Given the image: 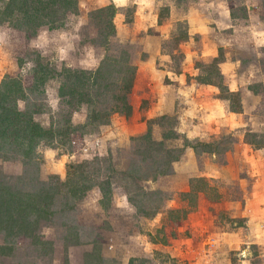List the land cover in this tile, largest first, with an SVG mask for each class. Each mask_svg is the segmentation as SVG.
Returning <instances> with one entry per match:
<instances>
[{"label": "rangeland", "instance_id": "1", "mask_svg": "<svg viewBox=\"0 0 264 264\" xmlns=\"http://www.w3.org/2000/svg\"><path fill=\"white\" fill-rule=\"evenodd\" d=\"M8 1L0 0V88L4 82L11 87H16L17 83L22 87L20 93L24 96L22 99L10 96L12 102L9 107L13 108V103H16L18 110L28 112L32 121L44 128L65 125L66 118L76 127L87 125L81 128L82 139L75 148L69 145L67 138L61 140L56 137L52 141H40L32 160L27 161L16 152H8L6 157H0V181L4 178L14 183L17 177L20 178L18 181L23 182L20 187L24 192H29L27 197L37 205L31 213L26 210L21 213L38 225L35 232L37 243L35 239L21 236L9 239L0 232V247H5L0 250V264H128L130 259L140 258L148 260L144 264L182 263V258L162 254L153 244L160 243V238L166 236L168 242L165 244L169 245V238L176 237L178 246L184 245L182 239L190 234V230L184 226L187 216L178 220V214L169 212L173 209L192 212L195 210L193 201L183 192L160 188L167 179L158 181L162 176L158 174L153 180L152 175L163 167H157L158 164L162 161L166 163L165 155L183 144L185 139L166 138L159 150H146L140 138L142 135L117 134L111 120L113 116L130 117L135 103L140 106L138 113L145 106L144 99L138 97L145 88L142 89L136 80L137 68L133 60L143 58L139 41L153 35L154 27L163 26L161 52L168 57V61L159 59L157 66L163 68L167 64L166 68L172 71L171 79L164 78L165 84L182 86L178 80L179 74L185 73L186 80L190 81L192 67L196 63H210L205 57L206 53L203 56L202 53L209 50L204 47L209 44V31L215 27L213 20L217 17L222 19V8H226L230 14L232 11L234 17L231 15V18L237 20L236 26L229 28V31L234 28L236 31H228L226 39H237L235 44H230V51L231 56L239 61L237 75L242 79L239 81L245 85L248 83L256 92L261 90L262 97L257 100L256 114L264 117V78L263 82L257 80L264 75V0H129L123 8L109 0L100 8L112 4L115 7L112 21L116 13L121 16L118 29L115 28L104 45L99 44L96 19L93 18L100 8L89 7V0H81L82 4L75 0V8L65 11L55 4L44 5L40 2L41 6H45L41 14L44 23L36 28L33 36L24 28L14 27L13 23L19 21V16L16 20L15 17H5L7 14L3 12H7ZM106 12L107 16L110 15V11ZM49 13L53 18L46 16ZM190 23H193L192 32ZM180 31H186L187 38L175 40ZM155 33L160 36L161 32ZM224 50L221 52L219 49L218 52L217 49L221 60L224 59ZM39 64L49 71L43 83L38 82L41 78L35 79V74L38 77L42 74ZM100 66L101 74L107 76L111 86L97 97L100 103L95 107L104 112L98 125L88 122L89 107L86 103L78 104L75 98L69 104L66 99L57 96L60 80H57L54 70L60 71L66 67L97 71ZM133 66V78H126ZM223 83L228 87L226 78ZM218 95L222 98L220 90ZM163 116L160 124L152 123L158 126L155 137L165 135L178 124L175 116ZM151 120L147 121V129L149 125L152 128ZM122 123L119 120V124ZM150 136L155 140L153 134ZM250 138L251 135L246 137L247 140ZM253 139L256 146L264 148V126L261 132L253 135ZM213 141L217 142L214 149H220V152L208 153L204 158L197 156L201 169L204 165L207 167V162L220 163L223 156L221 150L232 140L230 134L223 132ZM175 162L166 163L170 172ZM70 163L83 164L85 172L97 168L100 173L96 180H108L109 190L105 193L96 185L84 197L75 200L71 208L61 212L57 209L65 200L64 191L56 195L55 202L48 204L43 197L42 182L48 184L46 182L55 181L56 178L52 176L64 181ZM131 172L136 176L135 180L131 179ZM212 179H205V183H214L213 187L225 191V196L230 200L238 198L235 184ZM179 180L173 178L175 183ZM129 195L137 201L135 205L129 203ZM142 209L154 211L142 215ZM44 210L57 211L38 217ZM20 220L22 218L17 219L18 222ZM161 229H165L167 234L162 235ZM210 238H214L212 234L205 236L204 245ZM73 239L76 243L66 245ZM173 245L170 244L171 249ZM205 248L207 250L206 245ZM188 261L185 256L183 262ZM139 263L136 260L134 264Z\"/></svg>", "mask_w": 264, "mask_h": 264}, {"label": "crops", "instance_id": "2", "mask_svg": "<svg viewBox=\"0 0 264 264\" xmlns=\"http://www.w3.org/2000/svg\"><path fill=\"white\" fill-rule=\"evenodd\" d=\"M112 1L117 7L123 8L129 0ZM82 2L79 0L80 4ZM109 2L89 0L87 4L92 8H100ZM221 13L222 19L217 17L213 20L215 27L209 31V44L204 47L209 50H205L202 56L206 53L205 57L211 62L218 57L219 49H225L224 59L218 62V70L227 79L228 91L238 94L241 109L232 111L229 101L219 97L217 86L197 83L195 76L199 71L194 66L190 81L186 80L185 73L179 74L178 80L182 86L178 84L171 87L164 83L165 77L172 78V71L166 68L167 64L163 68L157 66L159 59L168 61V57L161 52L163 26L158 25L154 27L153 35L139 41L142 44L143 58L133 59L137 68L136 80L142 89L145 88L139 92L138 97L144 99L145 106L138 113L140 106L135 103V110L130 117L123 116L118 119L113 116L111 124L116 127L117 134L143 135L147 131L148 119L173 115L178 123L173 130L182 140L208 143L214 142L213 140L223 132L230 134L231 144L221 150L223 156L220 163L207 162V167L204 165L201 169L197 156L206 157L208 153L200 150L197 153L187 146L180 159L172 164L171 172L160 176L158 181L167 179L164 186H159L162 189L186 193L193 178L220 179V182L235 184L238 198L230 200L225 196V191L219 190L217 186L216 192L220 195L218 200H212L203 192H199L195 210L189 212L184 221V226L190 230V234L182 239L184 245L179 247L178 239L171 237L169 245L157 243L153 244V247L171 258H182V263L179 264H264V148L255 145L256 141L252 135L261 132L264 126V117L256 114L257 100L262 97V92H256L248 83L245 85L239 81L242 80L237 75L239 61L231 56L230 51V46L235 44L237 39H226L229 28L236 26L237 20L231 18L226 8H222ZM119 16L121 15L116 13L113 18L116 29ZM190 28L192 32L193 23H190ZM235 31L234 28L229 33ZM155 32H161L160 36ZM263 78L264 75H261L257 80L263 82ZM119 120L123 121L121 125ZM157 128L156 124H152L151 134L159 141L163 139V135L155 137ZM250 135V140H247L246 137ZM182 145L181 143L179 146ZM175 177L180 179L179 182H173ZM211 184L214 186L212 182L208 185ZM207 234H212L215 238V245L209 251L205 250L204 245ZM170 244H174L172 249ZM185 256L188 262H183Z\"/></svg>", "mask_w": 264, "mask_h": 264}, {"label": "trees", "instance_id": "3", "mask_svg": "<svg viewBox=\"0 0 264 264\" xmlns=\"http://www.w3.org/2000/svg\"><path fill=\"white\" fill-rule=\"evenodd\" d=\"M45 5H49V3L55 4L56 7L62 8L64 11L70 9L71 7L75 8V0H47L44 2L42 0H9L6 6L7 12H3L6 18L9 16L16 17L19 16V21H14V27L16 28H24L26 31H30L29 33L33 36L36 32V28L44 23L41 18L42 10L45 9V6H41V3ZM62 2V3H61ZM115 7L110 4L105 8H100L96 10L93 18L96 19L95 25L98 28V38L100 39L101 45H104L109 38V36L113 35L115 31V26L112 21V16L115 12ZM110 11V15L107 16V12ZM50 14V13H49ZM50 15V18H53ZM231 15L234 17V14L231 11ZM43 17V16H42ZM53 21V19H51ZM187 38L186 31H180L175 40L177 39H185ZM264 51V50H263ZM183 55H180V57ZM179 58V57H178ZM177 58V59H178ZM221 61V58L218 56L214 58L209 64L204 63H196L195 67L198 69L199 73L195 76V80L197 83L202 84H210L217 86L222 93V97L227 99L230 104V108L232 111H239L241 109V104L239 101V96L237 93L229 92L227 86L223 83V75L218 70V62ZM42 74L40 77L35 74V79L41 78L38 80L39 83H43L49 71H47L44 66L41 64L38 65ZM97 71H88L85 69H70L64 68L60 71H55L57 80H60V85L58 87L57 96L60 98H64L67 100L69 104H71L72 99L76 98L78 104L86 103L89 107L88 110V122L90 124L97 123L101 124L99 118H101L104 114L102 113L101 108L96 109V105L100 102H97V97H100L105 93V89L108 86H111V81L107 80V76L101 74L99 70ZM129 74H127L126 78H133L135 73V67H131L129 69ZM45 73V74H44ZM54 77L53 75H51ZM55 77V78H56ZM121 78L120 76H118ZM125 78V77H124ZM12 81V80H11ZM15 82V81H14ZM16 87H11L9 83L4 82L0 88V157H6L8 152H16L20 153L23 159L27 161L33 159V152L40 141L47 140L52 141L56 137L61 140L67 138L66 141L70 142V146L76 147L79 144V141L82 139V129L87 124H81L78 127L74 126L68 119H64L65 125H60V127H53L50 125L48 128L42 127L40 124L32 121L30 115H28L26 111H20L17 109L16 103H13V108L9 107V103L12 102L9 97L14 96L15 98H24L21 95V86L19 87L17 83ZM117 84V83H116ZM129 88V86H128ZM16 94H18L16 96ZM164 119V116L153 119L150 121L152 123L160 124V120ZM99 120V121H98ZM151 134V125L147 129V132L142 135L140 138L143 139L145 149L157 148L160 149V146L163 145V139H177L179 135L171 130L163 135L162 140H153L150 136ZM254 135V134H253ZM217 142H191L185 139L182 146L174 147L170 150L169 155H165L166 163H172L173 161H177L180 159V156L185 147H191L197 152V149L200 147V151L206 153H219L220 149L216 150ZM198 153V152H197ZM168 161V162H167ZM166 163L161 162L157 167L163 166L161 169H157V173L152 175V179L154 180L156 175H164L170 172V169L166 167ZM169 164V165H170ZM168 165V164H167ZM92 172H85L83 168V164H68L67 168V176L64 181H61L56 176H52L51 178H56L55 181L46 182L48 184L43 185V197L46 199L48 204L55 202L54 198L57 194L64 191L65 200L60 208L57 210L64 212L67 211V208H71L75 200L80 199L85 196V194L94 186H99L100 189L106 193L108 188V180L106 181H97L96 176L100 173L97 168H93ZM131 171H135L132 169ZM130 176L131 179L135 180L136 176ZM148 177V176H147ZM20 178H16V182H11L7 180L0 181V232H3L6 235V238L12 239L15 237H24L35 239L34 242H38L37 237L35 235L36 229L38 225L35 224L34 221L26 218V215L22 214L24 210L27 212H32L33 208L37 205L34 204L32 199H29L27 195L29 192H24L20 187V182L18 181ZM10 180V179H9ZM19 182V183H18ZM209 183H205V179L193 178L189 184V191L184 193L188 196L192 201L193 209L196 208V200L199 192H203L212 200H218L220 195L217 194L216 189L208 185ZM129 203L135 205L137 201L132 197L128 196ZM191 207V208H192ZM144 208V207H143ZM56 210V211H57ZM55 210L52 212L43 211L38 217H41L49 213L56 212ZM150 211V210H149ZM147 212V210L142 209L140 212L142 215H147L154 211ZM180 209H173L170 214H178V220L183 219L187 216L188 210L183 209L182 212ZM23 215V217H22ZM180 215V216H179ZM18 218H22V221H17ZM42 219H46L43 217ZM177 220V221H178ZM162 235L167 234L165 229H161ZM160 243H167V237L160 238ZM76 240L73 239L69 241L67 244H74ZM66 247V246H65ZM5 247H0V250ZM5 253V252H4ZM136 260L140 262L139 264L147 263L148 260L146 258L140 259H130L128 264L136 263Z\"/></svg>", "mask_w": 264, "mask_h": 264}, {"label": "built area", "instance_id": "4", "mask_svg": "<svg viewBox=\"0 0 264 264\" xmlns=\"http://www.w3.org/2000/svg\"><path fill=\"white\" fill-rule=\"evenodd\" d=\"M205 245L207 246V251L211 250L212 247L215 245V238H210ZM240 253L245 256V253L243 251H241Z\"/></svg>", "mask_w": 264, "mask_h": 264}]
</instances>
